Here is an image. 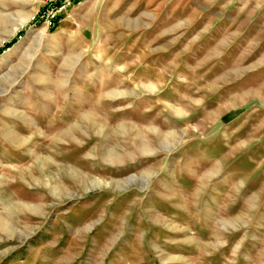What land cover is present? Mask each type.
Listing matches in <instances>:
<instances>
[{
	"label": "rangeland",
	"instance_id": "rangeland-1",
	"mask_svg": "<svg viewBox=\"0 0 264 264\" xmlns=\"http://www.w3.org/2000/svg\"><path fill=\"white\" fill-rule=\"evenodd\" d=\"M21 22L0 264H264V0H0Z\"/></svg>",
	"mask_w": 264,
	"mask_h": 264
},
{
	"label": "bare ground",
	"instance_id": "bare-ground-1",
	"mask_svg": "<svg viewBox=\"0 0 264 264\" xmlns=\"http://www.w3.org/2000/svg\"><path fill=\"white\" fill-rule=\"evenodd\" d=\"M22 26H23V22L11 24V26L8 27V29L3 33L2 37L0 38V42L3 41V40H5V39L11 38L15 34V32L19 28H21Z\"/></svg>",
	"mask_w": 264,
	"mask_h": 264
},
{
	"label": "trees",
	"instance_id": "trees-1",
	"mask_svg": "<svg viewBox=\"0 0 264 264\" xmlns=\"http://www.w3.org/2000/svg\"><path fill=\"white\" fill-rule=\"evenodd\" d=\"M53 23L55 24L56 21H54ZM9 44H10V43H9ZM9 44H8L7 46H5V47L3 48V50H4L5 48H8V47H9Z\"/></svg>",
	"mask_w": 264,
	"mask_h": 264
},
{
	"label": "built area",
	"instance_id": "built-area-1",
	"mask_svg": "<svg viewBox=\"0 0 264 264\" xmlns=\"http://www.w3.org/2000/svg\"><path fill=\"white\" fill-rule=\"evenodd\" d=\"M51 17L53 18L54 15H52ZM54 20H55V17L53 18V21H52V22H54ZM52 22H51V24H50L51 26L53 25Z\"/></svg>",
	"mask_w": 264,
	"mask_h": 264
}]
</instances>
